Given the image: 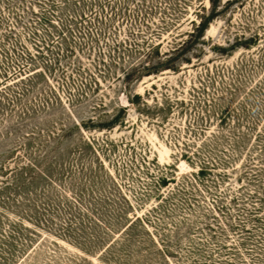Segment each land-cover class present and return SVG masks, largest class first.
<instances>
[{
	"label": "rangeland",
	"instance_id": "obj_1",
	"mask_svg": "<svg viewBox=\"0 0 264 264\" xmlns=\"http://www.w3.org/2000/svg\"><path fill=\"white\" fill-rule=\"evenodd\" d=\"M210 6L0 0V264H264V0Z\"/></svg>",
	"mask_w": 264,
	"mask_h": 264
},
{
	"label": "trees",
	"instance_id": "obj_2",
	"mask_svg": "<svg viewBox=\"0 0 264 264\" xmlns=\"http://www.w3.org/2000/svg\"><path fill=\"white\" fill-rule=\"evenodd\" d=\"M219 1L220 0H209V2H210V8H211V13L210 14H208L207 16H204L203 18H201V22L199 23V25L198 26H196V30L194 31V33L193 34H191V35H194L195 33H197V35L198 36H200V37H202L203 36V34L206 32V30H208V26L210 25V23L213 21V20H215L217 17H218V4H219ZM255 39H257V36L255 37ZM250 44H249V46H248V48L249 47H251L253 44H251V43H255V41L253 40V38L252 39H250V41H248ZM182 49H184V46H181L180 48H178V49H176L175 50V52H178L179 53V51L180 52H182L183 50ZM219 50H223L222 48H218ZM173 61V60H172ZM163 70H169V69H172L171 67H167V66H165L164 68H162ZM154 71H158V70H154ZM159 71H162V70H159ZM150 75V73L149 74H147L146 76H149ZM261 137V136H260ZM6 153H10V152H6ZM3 154H5V152H2V153H0V156H3ZM0 167H2L1 169H0V172L1 173H5V172H7V170H6V168L5 167H3V166H0ZM34 169H36V168H33V167H29L28 169H26L27 170V172H33L34 171ZM35 172V171H34ZM201 173H203V171H201ZM14 174V171H10V174H8L9 175V177L11 176V175H13ZM29 174V173H28ZM8 175H6V176H8ZM26 176V175H25ZM12 177V176H11ZM41 177V176H40ZM8 178V177H7ZM17 179V177H15L14 178V180H12V181H8V182H5V183H3V182H1L0 183V196H2V199L4 200V204H6V203H17L16 205H18L19 203H20V200H18V199H16V201H14L15 200V198H16V196H19V199H21V200H23V201H29V199H28V197H29V194L28 193H26L25 191H23V192H20V190H15L14 192H12V188L11 187H14L15 185H14V183L17 181L16 180ZM37 178H35V180H36ZM34 179L33 178H27V176H26V179H24V182H23V185H25V187H23V188H25V189H27V186H28V183H29V185H31V181H33ZM34 182L35 181H33V184H34ZM17 191V192H16ZM28 191H30V190H28ZM20 192V193H19ZM23 197H24V199H23ZM0 203H2L1 202V200H0ZM143 222V220L141 219V220H139V218H137L135 221H132V222H130L129 223V225H127V228L125 229V231H124V233L123 234H125L126 232H128L135 224H136V222ZM128 238H130V235L129 234H127V235H125L124 236V238L123 239H121L123 242L124 241H127V239ZM134 238H131V239H129V241L128 242H130V240H133ZM121 241V242H122ZM133 242V241H132ZM114 243H112L108 248H107V250H109L110 248H112V245H113ZM123 243H121V245H122ZM129 244V243H128ZM118 245V244H117ZM119 246V245H118ZM128 248V247H127ZM107 250L105 251V253L107 252ZM130 253H132L131 251H130ZM162 253H163V250H162ZM128 255L129 254H126L125 255V257L126 258H128ZM164 255V254H163ZM131 256V255H130ZM164 256H166V255H164Z\"/></svg>",
	"mask_w": 264,
	"mask_h": 264
}]
</instances>
